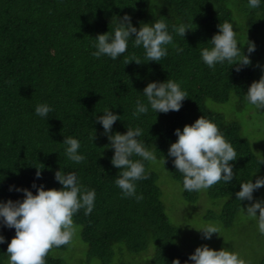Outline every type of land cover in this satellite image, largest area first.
<instances>
[{"label": "trees", "instance_id": "trees-1", "mask_svg": "<svg viewBox=\"0 0 264 264\" xmlns=\"http://www.w3.org/2000/svg\"><path fill=\"white\" fill-rule=\"evenodd\" d=\"M125 13L137 28L158 19L165 20L169 31L172 25H185L188 29L183 37L173 33L174 43L183 51L177 53L168 46V55L159 62L124 64L125 58L144 59L143 49L129 41L127 51L115 60L93 57L92 38L111 32L116 19ZM225 21H233L241 44L246 38L255 43L250 55L247 44L242 47L250 64L240 71L227 62L210 69L199 56L217 25ZM263 59L264 3L250 8L247 0H0V200L22 199L16 186L35 194L33 182L60 188L54 172L59 168L75 171L80 182L96 194L90 214L81 209L72 217L80 226L86 264H171L173 258L183 264L195 249L186 244L198 242L186 232L188 222H171L150 161L144 162L147 178L136 182V192L143 199L121 195L114 183L120 170L110 162L113 151L95 116L110 107L121 118L111 132L141 128L139 139L156 159L164 157V169L181 186V173L167 149L176 139L174 129L202 115L217 125L235 149L237 158L230 162L234 175L230 183L219 182L206 191H182V198L199 207L202 200L218 207L203 217L221 227V235L227 236L224 247L243 259L247 256L246 263L264 264V235L258 232L256 220L241 215L240 202L235 199L240 182L264 174V162L260 163L264 152L249 138V126L246 135L243 123L207 105V101L228 104L234 100L233 107L244 108V92L257 80ZM167 78L188 94L179 111L150 110L133 117L136 100L144 99L141 93L146 83ZM38 103L51 106L47 117L35 115ZM244 111L252 120L253 112ZM68 136L80 141L79 151L86 159L79 164L64 155L62 141ZM34 166L42 167L39 179ZM253 198L264 199V186L253 192ZM247 203L241 201V207ZM14 234V229L0 224V235L5 238L0 243V264H7L4 251ZM68 248L70 243L51 249L46 264H69L57 253Z\"/></svg>", "mask_w": 264, "mask_h": 264}, {"label": "clouds", "instance_id": "clouds-1", "mask_svg": "<svg viewBox=\"0 0 264 264\" xmlns=\"http://www.w3.org/2000/svg\"><path fill=\"white\" fill-rule=\"evenodd\" d=\"M250 8H258L264 0H247ZM185 25H169L163 19L155 22L140 24L137 28L131 22V17L125 13L116 19L112 31L98 33L93 39L94 51L91 55L97 59L108 57L112 60L124 54L131 41L133 47L142 48L144 59L136 57L125 58L135 61L159 62L168 55V46L177 53L183 51L173 40V33L183 37ZM215 32L207 41L208 46L199 51L201 61L210 69L217 64H235V71L250 64L249 55L255 51V43L247 38L239 42L236 31H233V21H225L217 25ZM247 44V53L242 47ZM261 75L253 80L244 92V99L257 110L264 111V65H259ZM143 100L137 99L132 111L133 117L148 113L179 111L183 100L188 94L178 82L167 78L162 81L152 80L146 83L142 90ZM234 99H236L234 97ZM51 106L47 103H38L34 108L35 115L47 117ZM107 136L113 154L110 162L119 169L114 180L123 197H134L137 201L143 199L142 194L136 192V182L147 178L145 161H155L156 155L147 149L143 140L139 139L142 129L139 127H126V131L111 132L113 124L121 120L120 114L105 108L101 115L95 116ZM176 139L167 149L168 157L179 173H181V191L201 192L213 185L223 182L230 183L233 178L231 161L237 158L235 149L218 129L217 125L203 117L198 116L191 124H184L181 128L173 130ZM94 132V130H93ZM93 141V133H92ZM64 155L68 160L79 164L86 159L79 151L81 145L77 138L64 137ZM156 148V147H155ZM133 156L139 159H132ZM264 161L261 160L260 163ZM164 164V157L162 159ZM35 177L39 179L41 168L34 166ZM255 173V171L253 172ZM253 175V174H252ZM54 179L61 185L60 188H45L43 184L32 183L35 194L25 187H15V191L22 192L23 198L18 200H0V224L14 229V235L7 242V264H46V257L53 248L67 245L74 235L73 215L83 209L84 214L92 212L95 203V190L84 186L75 171H63L60 168L54 172ZM264 186V176H257L240 182L235 199L240 202L241 215L254 219L257 230L264 235V199L253 198V192ZM9 190H13L10 186ZM241 201H248L241 207ZM209 207L204 205L201 214ZM218 211V207H217ZM181 224V223H180ZM179 225V224H178ZM193 227V226H192ZM198 230L202 238L210 239L213 234L221 235L218 224H202ZM4 236L0 235V243H4ZM171 264H181L178 258H173ZM183 264H246L238 252L221 247L213 249L207 245L195 247Z\"/></svg>", "mask_w": 264, "mask_h": 264}, {"label": "rangeland", "instance_id": "rangeland-1", "mask_svg": "<svg viewBox=\"0 0 264 264\" xmlns=\"http://www.w3.org/2000/svg\"><path fill=\"white\" fill-rule=\"evenodd\" d=\"M264 65V59L262 64ZM261 75V68L258 67L257 79H259ZM232 101V100H231ZM233 102H229L228 104L224 103H213L207 101V105L214 109L215 111L222 112L227 119H235L239 120V122L244 124V132L246 126L250 127V134L249 138L253 137L257 142L259 147L260 153L264 152V113L260 110L255 109L254 107L250 106L247 102L244 106L246 110L248 109L249 112L252 111L253 114L249 115L252 117V120H248L246 116V111L242 112L244 108L236 109L233 107ZM151 169L155 171L157 174V183L162 190V198L164 200L165 208L168 213V216L172 223L177 222H188L186 227V232L189 233L190 239L196 240L198 242H194L189 240L186 247L190 246H200V245H207L213 249H218L224 247L225 241L227 240V236H218L216 234L212 235L210 239L202 238L201 233L196 230L194 227L199 228L202 224L206 223H213L207 221L203 216L206 211L209 209L217 210L209 200H202V206L199 207L196 203H188L182 198V191L180 190V184L176 182L169 176V173L164 169L162 164V159H156L155 161H150ZM264 176V174L262 175ZM209 205V207L201 214V209L204 208V205ZM247 218V216L245 217ZM245 222V221H244ZM182 223V224H183ZM214 224V223H213ZM193 226V227H192ZM74 235L72 240L70 241V248L64 251H57L58 255L69 264H86V253H85V244L80 240L79 230L80 226L74 224ZM198 234L201 236L196 237ZM183 236V234H182ZM181 236V237H182ZM221 237V238H220ZM216 240V241H215ZM180 243V242H179ZM74 248V251L72 250ZM247 256L244 258L245 262ZM250 258V257H249ZM250 264V263H246Z\"/></svg>", "mask_w": 264, "mask_h": 264}]
</instances>
